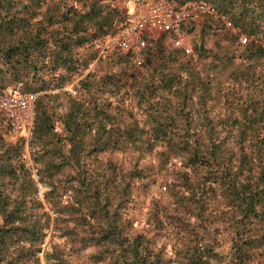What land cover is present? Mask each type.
Instances as JSON below:
<instances>
[{"label":"trees","instance_id":"1","mask_svg":"<svg viewBox=\"0 0 264 264\" xmlns=\"http://www.w3.org/2000/svg\"><path fill=\"white\" fill-rule=\"evenodd\" d=\"M172 1L209 4L264 43V0ZM119 7L116 0H0V90L18 84L36 93L27 141L52 213L23 160V138L8 140L0 119V264H40V253L45 264H71L84 249L92 264H264V49L239 46L233 36L208 46L206 35L223 27L206 18L181 25L184 35L197 31L187 54L159 34L145 41L139 63L117 49L90 67L96 54L87 43L113 32ZM153 154L161 174L173 159L184 167L168 174L177 171L182 190L167 193L185 191L173 205L189 203L197 220L179 224L184 239L172 256L123 221V200L150 184ZM59 174L69 180L65 202ZM208 194L229 211L212 212Z\"/></svg>","mask_w":264,"mask_h":264},{"label":"built area","instance_id":"2","mask_svg":"<svg viewBox=\"0 0 264 264\" xmlns=\"http://www.w3.org/2000/svg\"><path fill=\"white\" fill-rule=\"evenodd\" d=\"M121 18L115 29L101 39L87 43L96 56L90 62L94 66L98 56L120 49L128 51L135 63L141 61V49L148 38L159 34L167 35L174 47H180L185 54L191 47L182 43V24L197 23L209 18L222 24L223 29L239 31L224 15L202 1H188L177 5L172 0H121ZM241 44L252 43L264 49L260 33L238 36ZM71 90V94H74ZM36 93L22 91L19 85L0 90V119L6 126L8 135L28 140L33 127L34 102Z\"/></svg>","mask_w":264,"mask_h":264},{"label":"rangeland","instance_id":"3","mask_svg":"<svg viewBox=\"0 0 264 264\" xmlns=\"http://www.w3.org/2000/svg\"><path fill=\"white\" fill-rule=\"evenodd\" d=\"M121 0H116L118 6H120ZM120 8V7H119ZM122 10V9H120ZM123 11V10H122ZM202 20H199L198 24ZM187 25V24H186ZM197 30V29H196ZM241 34V37L245 35V33L239 32V31H231L228 29H219L216 32L209 33L206 35L205 42L208 46H212L213 48L216 46V44H219L220 46H224L227 44V37L233 36L235 43L240 46V40L238 39V36ZM197 38V31L193 34H185L182 38V43L190 45L193 44L196 41ZM165 44V42H163ZM169 46V44H165ZM87 51V49L80 50L79 53L81 55H85L84 53ZM89 51V50H88ZM239 59L236 58L235 62H238ZM6 138L10 141L15 140L17 137L13 135H7ZM22 157L26 165L31 170L32 177L35 181V186L37 187V196L38 198L44 203L42 199V193L44 191V188L41 187L40 184L36 183L37 176L35 169L38 168L39 163L34 161V157L31 153V149L29 148L28 141L23 139V145H22ZM102 159L105 158V154L101 155ZM150 157V165H149V172L153 175V177H150V184L146 188L142 187V189H139L134 186L132 189V192H130V196H128L126 199L123 200V221L126 222L127 227L129 228L130 232H144L146 235L151 236L152 239L157 242L159 245H163L165 248V252L167 255L172 256V249L177 247V243H181L184 238L181 239L182 233L185 234L181 228L180 223L183 222H189L196 224L197 220L193 216V210L188 211L190 204L187 203V208H182L178 205L174 206L173 200L176 197H179L180 199H184L187 196V193L184 192L183 196L180 195H172L170 196L167 192L171 189H174L175 191L180 192L182 190V183L180 181L177 174V171H174L171 173L173 168L178 169V171H183L184 167L179 165V162L176 160H171L170 163L167 165L168 171H166L167 174H161L158 171L157 166V158L155 155H151ZM111 158L117 159L118 162L123 163V165H126L127 160L122 158L121 154H112ZM148 158V157H147ZM101 159V160H102ZM98 163V168L100 167V156L99 160L96 162ZM163 176H166V178H162ZM58 178L61 181L59 183L57 190H58V200L61 202L68 201V197L71 194V190L69 187V183H67L69 180L68 178L64 177L63 175H58ZM63 179V180H62ZM138 186V185H137ZM141 188V187H140ZM207 201L209 202L211 211L215 214H218L219 216L222 215V213L228 212V206L226 205L224 199L222 197H219V195H213L208 194ZM44 209L51 215V209L46 205V203L43 204ZM161 209L166 211V215H161L158 218L156 217V213L158 211H161ZM157 218V219H156ZM220 232H224L222 227L220 228ZM181 235V236H180ZM52 231H49V233L46 236L45 243L43 244L42 248H45L46 242L51 238ZM186 238V237H185ZM55 241L60 244L61 240L55 239ZM87 249L81 250L80 254L76 257H70V263L71 264H92L90 262H87L85 259V252ZM40 264H45L44 258L42 254L39 255Z\"/></svg>","mask_w":264,"mask_h":264}]
</instances>
